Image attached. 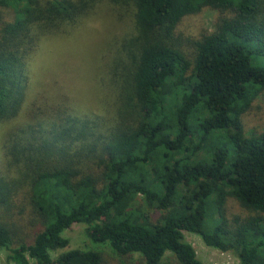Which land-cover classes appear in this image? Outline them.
<instances>
[{
	"label": "trees",
	"instance_id": "1",
	"mask_svg": "<svg viewBox=\"0 0 264 264\" xmlns=\"http://www.w3.org/2000/svg\"><path fill=\"white\" fill-rule=\"evenodd\" d=\"M101 2L131 11L133 25L111 38L112 113L58 105L64 115L4 143L17 161L16 178L0 176L5 264H109L94 249L52 258L77 222L118 264H162L166 252L203 264L185 231L233 251L238 264H264V130L247 135L242 124L264 92V0H0V121L24 105V66L39 40L68 33ZM206 7L217 11L212 31L175 34ZM137 195L162 210L156 220L134 207ZM227 196L248 214L229 221ZM18 201L20 224L9 219Z\"/></svg>",
	"mask_w": 264,
	"mask_h": 264
},
{
	"label": "rangeland",
	"instance_id": "2",
	"mask_svg": "<svg viewBox=\"0 0 264 264\" xmlns=\"http://www.w3.org/2000/svg\"><path fill=\"white\" fill-rule=\"evenodd\" d=\"M10 14V10H4L2 19L9 20ZM216 14L215 9L208 7L198 13L188 14L176 26L175 34L190 39L198 38L203 31L213 30ZM132 26L131 11L101 2L78 24L67 27L68 33L45 35L39 40L24 66L28 78L24 105L17 118L0 121V176L17 177V161L9 151L6 153L3 146L9 141L10 135L29 124L33 130H37L36 126L43 120L51 121L57 119L56 116L64 115L57 109L58 105L67 106L72 113L94 114L102 116L104 120L112 113L111 103H108L110 88L107 78L114 53L111 38L124 36L132 30ZM185 47L190 49L188 42ZM242 124L247 135L264 130V92L253 100L251 108L242 117ZM20 203L14 202L9 217L16 224H20ZM133 205L152 221L162 213V210L148 206L142 195H137ZM225 214L229 221H233L235 216L245 217L248 211L234 197L227 196ZM26 232L32 231L27 227ZM63 235L68 239V245L52 250V258L69 249H94L102 252L109 264H118L117 254L107 243L90 240L86 224L73 223L63 231ZM184 238L194 247L203 264H238V258L231 250L222 251L208 246L199 235L188 231L184 232ZM5 258L6 250L0 249V264H5ZM137 259L138 254H134L130 260ZM30 264L36 263L31 259ZM162 264H176L170 252L165 253Z\"/></svg>",
	"mask_w": 264,
	"mask_h": 264
}]
</instances>
